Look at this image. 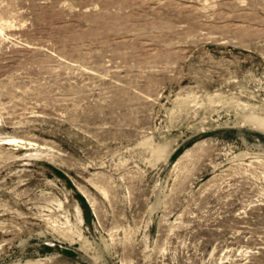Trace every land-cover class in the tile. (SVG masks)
Segmentation results:
<instances>
[{
  "label": "rangeland",
  "instance_id": "374dc122",
  "mask_svg": "<svg viewBox=\"0 0 264 264\" xmlns=\"http://www.w3.org/2000/svg\"><path fill=\"white\" fill-rule=\"evenodd\" d=\"M0 264H264V0H0Z\"/></svg>",
  "mask_w": 264,
  "mask_h": 264
},
{
  "label": "bare ground",
  "instance_id": "6f19581e",
  "mask_svg": "<svg viewBox=\"0 0 264 264\" xmlns=\"http://www.w3.org/2000/svg\"><path fill=\"white\" fill-rule=\"evenodd\" d=\"M5 144H7L8 142L6 141V142H4Z\"/></svg>",
  "mask_w": 264,
  "mask_h": 264
}]
</instances>
